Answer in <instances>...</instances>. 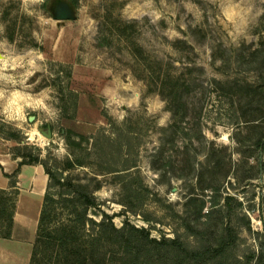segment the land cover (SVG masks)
<instances>
[{
	"label": "rangeland",
	"instance_id": "374dc122",
	"mask_svg": "<svg viewBox=\"0 0 264 264\" xmlns=\"http://www.w3.org/2000/svg\"><path fill=\"white\" fill-rule=\"evenodd\" d=\"M59 1L71 4L73 19L55 20ZM0 54L7 59L0 64V153L16 159V142L1 132L4 121L20 130L21 144L33 153L39 150L42 158L63 161L74 156L72 151L80 152L65 134L72 130L88 137L100 128L110 132L106 112L114 124L138 134L141 174L154 192L140 210L160 222L126 212L119 203V184L113 175L98 173L93 157H85L92 168L77 167L71 174L102 181L92 217L100 220V210L118 214L117 227L128 219L152 227L156 237L161 232L183 234L176 214H183L191 192L207 200L203 212L210 209L212 192L201 190L196 177L165 179L151 167L161 129L172 121L158 86L167 74L190 84L182 125L192 139L186 146L178 139L164 156L177 170L191 164L203 180L221 185L219 205L226 194L233 197L232 211L219 207L204 228L205 235L213 236L231 224L239 239L208 264L255 263L251 256L260 249L259 239L241 216L249 217L252 231L263 230L264 174L255 158L244 159L241 151L252 153L247 147L264 133V0H0ZM48 125L51 138L39 131ZM35 131L41 136L31 134ZM81 147L85 156L92 139ZM16 233L15 258L8 264H25L36 231Z\"/></svg>",
	"mask_w": 264,
	"mask_h": 264
},
{
	"label": "trees",
	"instance_id": "16d2710c",
	"mask_svg": "<svg viewBox=\"0 0 264 264\" xmlns=\"http://www.w3.org/2000/svg\"><path fill=\"white\" fill-rule=\"evenodd\" d=\"M181 80L180 77L167 74L158 86V92L172 114V121L161 129L163 137L153 156L151 167L165 179L196 177L201 190L212 192L209 196L210 209L207 212H203L207 200L194 192L189 194L184 203L183 214H176L181 219L183 234L174 231V237H170L161 232L156 237L151 233L152 227H139L128 219H125L122 226L117 227L114 216L118 214L100 210V220L90 215L91 209L99 207L95 191L101 188L102 181L97 176L81 179L71 174L77 167L92 168L93 162L85 160L89 156L98 163L99 174H111L119 184L122 197L119 203L126 212L141 215L147 222H160L144 215L140 210L143 200L154 195V192L145 184L141 174V141L138 134L129 127L114 124L111 117L103 112L112 127L111 131L100 128L97 134L87 137L69 130L65 134L67 143L78 148L80 152L76 154L72 151L74 156L63 161L42 158L39 150L33 153L32 147L21 144L23 138L20 130L2 122L3 137L16 142L13 154L20 160L12 174L5 173L9 178V189H0V223H5V231L0 232V237L9 238L11 235L19 168L24 164H41L48 175V182L28 264H208L235 245L239 236L231 224H227L223 231L213 236L205 235L204 228L210 225V220L219 207H227L229 212L232 211L233 197L226 194L223 204L219 205L217 194L221 185L203 180L202 174L195 173V166L191 164L177 170L164 156L168 147L174 146L178 139L185 146L192 139L189 131L182 125L188 115L186 97L191 87ZM87 139H92V148L86 149L83 156L81 144ZM247 148L253 152L248 154L249 150L241 151L243 158L254 157L258 172L264 174V133H260ZM253 149L258 152L255 153ZM169 165L171 168H167ZM92 181H96V184L92 185ZM8 194H13V198H8ZM238 205L242 206V202L238 201ZM241 219L249 232L259 239L260 249L252 254L251 259H256L254 264H264V205L260 212L262 231H252L246 214ZM190 237L193 240H189ZM247 264L252 263L247 261Z\"/></svg>",
	"mask_w": 264,
	"mask_h": 264
},
{
	"label": "crops",
	"instance_id": "0c3cea01",
	"mask_svg": "<svg viewBox=\"0 0 264 264\" xmlns=\"http://www.w3.org/2000/svg\"><path fill=\"white\" fill-rule=\"evenodd\" d=\"M18 161L0 153V189H9V178L5 173L12 174L17 169ZM47 182L48 175L41 164H24L19 168L13 226L9 238L0 237V264H8L10 261H14L17 229L28 230V228H32L37 231ZM30 251L31 247L25 253V264L28 262V258L30 259Z\"/></svg>",
	"mask_w": 264,
	"mask_h": 264
},
{
	"label": "water",
	"instance_id": "95a60500",
	"mask_svg": "<svg viewBox=\"0 0 264 264\" xmlns=\"http://www.w3.org/2000/svg\"><path fill=\"white\" fill-rule=\"evenodd\" d=\"M55 20L61 21V20H71L74 18V14L72 11H70L68 8L61 9L54 15ZM35 116H29V120H33ZM40 133L47 137L51 138L53 135L51 127L48 125L46 129L40 128L39 129ZM176 190V188H174Z\"/></svg>",
	"mask_w": 264,
	"mask_h": 264
},
{
	"label": "flooded vegetation",
	"instance_id": "af4514ba",
	"mask_svg": "<svg viewBox=\"0 0 264 264\" xmlns=\"http://www.w3.org/2000/svg\"><path fill=\"white\" fill-rule=\"evenodd\" d=\"M64 8H68L70 11L73 12V8L71 6V4H69L68 2H65V1H59L56 3L55 5V8H54V15L56 13H58V11H60L61 9H64ZM74 14V12H73ZM62 21V20H61Z\"/></svg>",
	"mask_w": 264,
	"mask_h": 264
},
{
	"label": "bare ground",
	"instance_id": "6f19581e",
	"mask_svg": "<svg viewBox=\"0 0 264 264\" xmlns=\"http://www.w3.org/2000/svg\"><path fill=\"white\" fill-rule=\"evenodd\" d=\"M5 63L7 64V59H6V57H5L4 55H1V54H0V64L3 65V64H5ZM18 97H19V96H18ZM13 98H14V97H13ZM31 134H32V135H34V134H38V135H40L39 132H36V131H35V132H32ZM40 136H41V135H40ZM257 221H258V220H257ZM258 223H261V222L258 221Z\"/></svg>",
	"mask_w": 264,
	"mask_h": 264
}]
</instances>
